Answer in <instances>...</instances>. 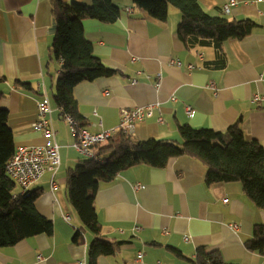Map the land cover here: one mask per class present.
<instances>
[{
  "label": "crops",
  "instance_id": "1",
  "mask_svg": "<svg viewBox=\"0 0 264 264\" xmlns=\"http://www.w3.org/2000/svg\"><path fill=\"white\" fill-rule=\"evenodd\" d=\"M112 1L121 10L119 19L114 24L85 20L84 35L95 56L117 73L75 88L83 118L78 126L92 134L114 130L122 110L154 105L152 117L132 128V138L181 142L179 125L215 132L236 125L247 139L264 147V108L252 100L255 94L264 95V82L259 80L264 74V0H235L229 15L223 8L232 0H199L211 16L257 24L244 40L226 42L223 52L211 46L187 48L177 36L181 14L176 8L170 7L167 21L160 22L133 0ZM53 12L54 0H0V106L10 113L15 147L45 142L32 125L38 102L46 98L53 108L61 161L55 175L46 171L30 188L42 190L36 209L53 222V235L40 234L0 249V264H88L95 239L68 199V171L86 158L53 101L62 67L52 51ZM174 59L181 61L180 67L170 65ZM211 81L217 95L208 88ZM42 84L46 91L38 93ZM187 106L195 112L192 118ZM207 171L200 160L180 157L163 169L132 167L102 184L96 197L102 236L121 245L116 255L100 257L98 264H192L199 248L221 252L228 264H264V255L245 245L258 226L264 238V210L255 207L240 183L208 186ZM138 184L145 188L136 189ZM20 194L17 186L13 198Z\"/></svg>",
  "mask_w": 264,
  "mask_h": 264
},
{
  "label": "trees",
  "instance_id": "2",
  "mask_svg": "<svg viewBox=\"0 0 264 264\" xmlns=\"http://www.w3.org/2000/svg\"><path fill=\"white\" fill-rule=\"evenodd\" d=\"M137 8L145 10L153 19L165 22L170 7L181 14L177 36L187 48L214 47L223 52L228 41H242L257 26L252 20H235L211 16L199 0H133ZM120 8L112 0H93L91 5L54 0V58L62 62L53 97L55 106L76 125H82L75 99V88L85 82L116 75L95 56L94 46L84 35V21L97 20L114 24ZM1 81V80H0ZM28 90L29 85L16 84ZM3 94L0 93V101ZM9 111L0 106V249L40 234L52 236L54 224L36 209L42 190H28L13 198L17 185L7 175L6 166L16 147L9 127ZM181 142L167 140H139L123 132L114 134L106 145L93 148L95 157L85 159L68 171L67 193L71 207L83 226L95 239L88 250V264H98L100 257L116 255L120 243L102 236V226L96 209V197L102 184L113 182L121 173L138 165L166 168L170 160L191 157L207 166L206 184L240 183L244 194L256 208L264 210V147L245 137L238 126L225 132L196 129L179 125ZM259 227V226H258ZM256 227L253 239L246 241L248 250L264 255V238ZM181 256L179 252H174ZM183 257V256H181ZM192 264H228L222 253L199 248Z\"/></svg>",
  "mask_w": 264,
  "mask_h": 264
},
{
  "label": "built area",
  "instance_id": "3",
  "mask_svg": "<svg viewBox=\"0 0 264 264\" xmlns=\"http://www.w3.org/2000/svg\"><path fill=\"white\" fill-rule=\"evenodd\" d=\"M262 1V0H258ZM237 2L232 0L230 4H226L223 8L225 14L229 15L231 7L235 6ZM171 66H181L179 59L170 61ZM190 70H193V66H189ZM259 80L264 82V74L259 76ZM208 88L213 90L214 95H217V86L214 81H211ZM46 91L45 85L42 84L38 87V93H44ZM172 101H176V98H171ZM254 103L259 104L264 108V95L255 94L252 98ZM157 106H145L137 107L133 110L124 109L121 112V123L118 128L112 131H103L101 133L92 134L87 130L76 125L75 122L66 117L69 122L72 134L76 138V147L78 151L86 158L92 159L95 157L93 148L96 146H102L107 144L109 139L119 132H123L128 136H131L132 128L147 118L152 117L154 109ZM187 116L192 118L194 116V110L192 107H186ZM53 108L50 105L48 99L44 98L37 104V120L33 124V129L42 133L45 142L43 144L26 145L19 147L15 150L14 154L10 158L7 166V175L15 182L20 188L21 194L24 195L30 188L40 180L46 171H51L53 175L56 174L60 166V152L59 145L57 143V132L55 131L52 123ZM163 122L162 118L159 119ZM52 190L57 188L55 180L51 181ZM145 186L138 184L136 189L143 190ZM17 196L14 197L16 199ZM66 220H70V217H66ZM234 230H239L238 225H233ZM121 231V230H120ZM142 254H139L141 259ZM39 260H42V256H39Z\"/></svg>",
  "mask_w": 264,
  "mask_h": 264
},
{
  "label": "rangeland",
  "instance_id": "4",
  "mask_svg": "<svg viewBox=\"0 0 264 264\" xmlns=\"http://www.w3.org/2000/svg\"><path fill=\"white\" fill-rule=\"evenodd\" d=\"M119 127V126H118ZM110 131H112V130H110ZM179 142V141H178Z\"/></svg>",
  "mask_w": 264,
  "mask_h": 264
}]
</instances>
